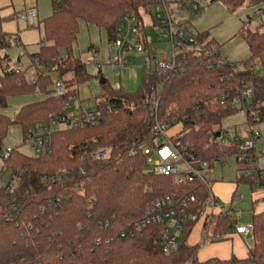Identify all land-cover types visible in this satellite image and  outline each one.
Returning a JSON list of instances; mask_svg holds the SVG:
<instances>
[{
    "label": "trees",
    "instance_id": "1",
    "mask_svg": "<svg viewBox=\"0 0 264 264\" xmlns=\"http://www.w3.org/2000/svg\"><path fill=\"white\" fill-rule=\"evenodd\" d=\"M49 1L51 13L40 20V47L28 54L29 66H35L38 74L36 83L29 82L25 69L0 72V149L10 125H20L25 135L29 127L46 123L59 115L65 102L77 97L78 86L92 77L86 63L72 53L80 20L104 30L112 43L119 16L148 7L145 0ZM214 1L234 10L245 0ZM257 14L260 20L254 29L249 28L248 19L235 35L249 50L241 69L222 63L217 42L208 32H200L206 51L188 52L176 71H143L134 92L111 86L106 79L101 92L91 97L98 111L97 123L51 129L48 154L27 155L11 148L0 166V173L10 174L5 185L0 184V264H264V209L251 215L252 245L244 259L232 255L198 260V247L186 242L189 232L184 231L176 248L165 254L159 244L160 225L139 230L132 227L157 199H181L195 193L187 212L197 215L209 199L208 188L196 180L179 181L152 171L146 150L155 147V118L168 128L180 123L176 141L211 168L214 161L229 156L237 160L239 153H244L239 149L242 140L238 134L226 143L219 140L225 133L221 127L224 118L244 110L222 103V95L230 96L249 85L252 96L245 106L244 123H264V6ZM10 35L0 29V50L7 47ZM88 50L97 47L90 45ZM213 50L217 54L211 53ZM6 56H0V62ZM257 66L262 67V73L256 72ZM52 74L64 83V96L51 94ZM36 85L45 95L42 100L23 104L13 119L3 113L9 96L32 94ZM102 145L110 148L107 157L87 158ZM255 158L247 153L243 160ZM235 177L251 189L264 188L263 169L255 168L249 176L236 172ZM192 223L185 222L189 230ZM234 228L233 215L220 211L211 240L224 239Z\"/></svg>",
    "mask_w": 264,
    "mask_h": 264
},
{
    "label": "rangeland",
    "instance_id": "2",
    "mask_svg": "<svg viewBox=\"0 0 264 264\" xmlns=\"http://www.w3.org/2000/svg\"><path fill=\"white\" fill-rule=\"evenodd\" d=\"M13 0H0V29L2 31L12 34H17L20 44L12 43L2 50L0 56L6 54V58L0 62V72L4 66L12 67L20 65L22 68H27L30 63L28 54L38 51L40 47V40L43 36V29L40 20L51 13V5L49 0H39L38 14L34 21L33 27H28L27 24L16 18L17 7ZM264 6V0H245L243 4L234 10H229L221 1L207 0L204 7L199 11L198 16L192 20V27L197 32H208L209 35L218 44V53L223 61L231 63L232 67L236 69L242 68V61L248 58L249 50L246 42L238 38L236 33L239 31L244 22L249 19L248 26L250 29L259 23V16L257 14L258 8ZM146 27L144 29V51L140 55L130 59V64L123 67H113L109 64L110 59L114 56V46L107 41L104 30L97 28L94 25H87L83 20L79 21V31L77 34V41L73 45V55L79 57L86 63L88 72L92 75L90 79L81 83L78 86L77 97L71 99L72 105L78 100H84L101 92V84L94 77L100 72V76L107 79L109 84L120 88L127 92H134L143 75V71H149L152 67V58L161 59L167 56L170 52V45L168 41H158L160 32L153 24L151 17H145ZM93 45L97 47L96 51L88 50V47ZM91 61V62H90ZM97 64H100L98 67ZM263 69L257 66L256 72L262 73ZM29 74V71L26 72ZM53 79L56 78L52 74ZM45 97L43 93H32L25 95H12L7 98V106L3 109V113L14 118L17 110L26 103L42 100ZM91 104L92 98L89 99ZM244 110H239L236 113L227 116L221 123L222 129L225 130L223 135V142H227L228 134H240L244 130L249 129V124L244 123ZM255 130H263L261 124H253ZM181 129L180 123L174 124L166 130L168 137H175ZM264 146V137H261L256 143V149ZM16 148L27 155H34L33 152L26 146L22 127L18 124L9 126L7 135L2 141L1 148ZM245 153H239L236 160L235 156L226 157L223 161H214L211 163L212 172L208 186L215 200L219 206L214 210L211 221H209L208 236L212 235L214 219L220 211H225L230 208L233 213V219L243 225L251 223V215L255 210L264 207V197H256L255 194L264 192V188L257 187L251 189L246 182L236 181V172L243 173L245 171H253L255 168L264 170V151L263 154L257 156L254 161L248 159L244 161ZM151 159H154L152 156ZM2 159L0 158V166ZM10 178L8 172L0 173V180L7 182ZM232 183L234 185L230 203H223L213 192L214 183ZM209 203L206 204L205 208ZM264 209V208H263ZM229 212V211H228ZM229 212V213H231ZM208 215H210V210ZM208 215L200 214L191 232L189 226H183V231L187 234L186 242L189 244L195 236L199 235L197 244L199 247L196 250V258L199 248L204 243L205 225ZM201 223V229L198 232V224ZM189 230V231H188ZM244 241H249L243 238ZM210 241L211 238L209 237ZM214 242V241H212ZM252 245V244H251ZM211 259V258H210Z\"/></svg>",
    "mask_w": 264,
    "mask_h": 264
},
{
    "label": "built area",
    "instance_id": "3",
    "mask_svg": "<svg viewBox=\"0 0 264 264\" xmlns=\"http://www.w3.org/2000/svg\"><path fill=\"white\" fill-rule=\"evenodd\" d=\"M146 7H140L138 13L124 12L117 21L115 38L112 42L114 46V56L110 59L109 64L113 67H123L130 64V59L144 51V39L146 27L145 17H151L156 29L160 32L158 41L166 40L170 45V52L166 57L161 59L152 58V67L149 71H156L160 74L176 71L186 60L188 52L201 54L206 51V46L199 39L200 32L192 27V20L198 16L199 11L204 7L207 0H145ZM37 16L35 7H28L16 13V18L24 21L28 27L34 26ZM12 43L18 45L19 37L12 34L8 37L7 46ZM211 53L217 54L216 50ZM222 63L226 61L220 60ZM91 62V61H90ZM100 67V64H97ZM27 70L26 73L30 83H36L38 74L35 66L22 68L20 65L12 67L4 66V69ZM43 71L47 67H42ZM41 74H44L41 72ZM119 87V85H118ZM51 94L54 96H64L66 88L60 79H53L50 85ZM35 93H41L40 87L35 86ZM252 96V90L249 85H244L236 89L233 94L222 95V103L243 107L245 110L246 103ZM69 98L62 112L56 117L50 118L46 123L37 124L29 127L24 135L26 146L34 155H45L51 151L48 134L54 128H75L83 125H95L98 121V111L95 104L90 100H78L72 105ZM256 119V117H255ZM263 130H255L253 124H249V129L242 131L239 135L242 140L239 149L245 153H252L254 156L263 154L264 146L259 150L256 149V143L264 137V123H261ZM167 124L158 121L156 118L153 122V135L155 136V147L146 151L149 153V162L152 164V171L158 175L175 176L178 180L188 178L196 180L198 183L205 185L209 192V203L200 214L213 213L219 204L212 195L208 182L211 178L212 168L204 160H196L193 154L189 152L183 144L176 141L175 137L166 135ZM223 135H219L220 142L224 143ZM233 134H228L231 138ZM110 148L102 145L91 151L87 158L100 160L108 156ZM11 148L0 149V158L7 159ZM154 159H151V157ZM249 157V156H248ZM247 157V158H248ZM257 168V167H256ZM245 176L252 174V171L243 172ZM1 185H5L0 180ZM196 199L195 193H190L181 199L166 196L155 200L154 204L145 210L142 218L132 224V227L139 230L148 225H160L159 244L165 254H169L176 248L177 241L182 237L183 226L186 220L195 222L198 219L197 214L187 212L190 203ZM239 234H253V226L242 225L235 226L234 230ZM124 236V232H121Z\"/></svg>",
    "mask_w": 264,
    "mask_h": 264
},
{
    "label": "crops",
    "instance_id": "4",
    "mask_svg": "<svg viewBox=\"0 0 264 264\" xmlns=\"http://www.w3.org/2000/svg\"><path fill=\"white\" fill-rule=\"evenodd\" d=\"M13 1H15V4L17 5V7H20L19 11L33 6L37 9V14H38L39 0H13ZM13 1L11 2L12 4H13ZM233 187L234 185L232 183H223V182L214 183L213 192L223 203H227V202L230 203V200H232L231 192H232ZM255 196L264 197V192H259L255 194ZM259 208L263 210L264 207L262 208V206H260ZM261 210H255V212H258ZM228 211L231 212L230 208L228 209ZM231 214L233 213L231 212ZM206 215H208V213ZM211 219H212V216H211ZM201 223L202 222H199L198 224V232L201 229V226H202ZM249 223H251V220ZM194 224L195 223H192L191 230ZM209 225H210L209 222H207V224L205 225L206 230H205V236H204V243L198 250V253H197L198 260L203 261V260H207L210 258L227 259L232 255H235L236 257L240 259L246 258L248 247L251 246L252 244L251 235H244V234H239L235 231H231L225 235L224 239L215 240L214 242H212L213 240H210V241L208 240L209 237L211 238V236H208ZM242 225L243 224L238 223L237 219L235 220V226H242ZM191 230L189 232H191ZM198 238H199V235L198 236L196 235L195 238L189 242V244L197 245V247H199V245L197 244ZM243 238H247L249 239V241L248 240L244 241Z\"/></svg>",
    "mask_w": 264,
    "mask_h": 264
},
{
    "label": "water",
    "instance_id": "5",
    "mask_svg": "<svg viewBox=\"0 0 264 264\" xmlns=\"http://www.w3.org/2000/svg\"><path fill=\"white\" fill-rule=\"evenodd\" d=\"M94 78H95L96 80H98V82H99L100 84L105 83V80H106V78H104L103 76H100V75H97V76H95ZM216 135L218 136L219 133L217 132Z\"/></svg>",
    "mask_w": 264,
    "mask_h": 264
}]
</instances>
